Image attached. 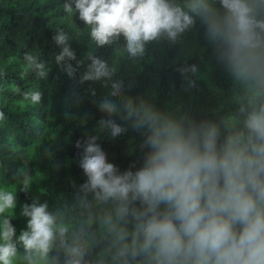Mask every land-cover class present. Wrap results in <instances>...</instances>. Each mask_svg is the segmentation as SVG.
<instances>
[{"label":"clouds","instance_id":"9594fccd","mask_svg":"<svg viewBox=\"0 0 264 264\" xmlns=\"http://www.w3.org/2000/svg\"><path fill=\"white\" fill-rule=\"evenodd\" d=\"M219 4L223 11L216 0H66L64 11H78L97 47L122 36L133 60L151 42H177L199 18L240 89L238 112L220 123H197L143 99L126 96L117 103L108 98L123 91V82L112 79L116 69L88 52L80 82L103 81L109 87L99 103L109 118L98 128L118 137L127 129L111 117L120 115L144 132L141 148L150 151L138 170L120 172L107 161L98 137L87 136L79 207L65 205L57 214L47 202L26 203L21 215L27 226L18 236L11 223L16 192L0 190V264H264V0ZM53 40L62 46L57 64L76 60L63 29ZM24 59L40 78L46 76L44 63L27 53ZM179 71L195 74L197 67ZM189 84L195 87L194 81ZM26 98L36 105L42 94ZM22 176L20 191L28 192L32 177L27 170Z\"/></svg>","mask_w":264,"mask_h":264},{"label":"trees","instance_id":"16d2710c","mask_svg":"<svg viewBox=\"0 0 264 264\" xmlns=\"http://www.w3.org/2000/svg\"><path fill=\"white\" fill-rule=\"evenodd\" d=\"M65 2L0 0V111L5 114L0 120V184L14 185L17 199L24 204L47 202L49 211L57 214L63 213L65 205L69 210L79 207L78 189L87 179L80 167L87 136L98 137L107 161L120 172L138 170L150 151L141 148L144 132L134 130L120 115L111 117L127 129L118 137L98 128L101 119L109 118L99 109L109 87L103 81L80 82L90 63L88 52L116 69L112 79L123 82V91L108 98L117 103L126 96L134 101L143 99L176 117L220 123L229 114H237L240 95L199 18L177 42H151L145 54L133 60L124 51L122 36L113 45L97 47L90 26L79 19L75 9L73 14L66 13ZM216 7L223 11L219 0ZM60 29L69 36L76 60L83 61L80 66L76 60L57 64L55 57L62 46L53 37ZM25 53L44 63V78L28 67ZM190 65L197 67L195 74L179 71ZM189 81H194L195 87ZM35 91L41 92L42 99L33 105L26 94ZM25 170L32 177L28 192L20 191Z\"/></svg>","mask_w":264,"mask_h":264},{"label":"rangeland","instance_id":"374dc122","mask_svg":"<svg viewBox=\"0 0 264 264\" xmlns=\"http://www.w3.org/2000/svg\"><path fill=\"white\" fill-rule=\"evenodd\" d=\"M0 190H9V191H15L16 192L15 186L12 184L11 185L0 184ZM23 205H24V203L17 199V204H16V207L14 209V216L11 219V223L16 229V235L17 236L19 235L21 230L26 229V226H27V219L28 218L21 215V210H22ZM4 215H7V213H5ZM2 219H3V216L0 215V221H2ZM17 264H19V260L17 261Z\"/></svg>","mask_w":264,"mask_h":264}]
</instances>
